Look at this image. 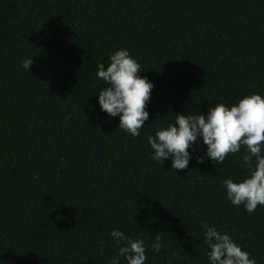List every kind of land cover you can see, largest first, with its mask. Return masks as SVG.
<instances>
[{"label":"trees","instance_id":"16d2710c","mask_svg":"<svg viewBox=\"0 0 264 264\" xmlns=\"http://www.w3.org/2000/svg\"><path fill=\"white\" fill-rule=\"evenodd\" d=\"M120 48L153 84L136 137L97 98V65ZM252 93L264 0H0V264H110L113 229L145 241V264H210L201 221L264 264V206L232 205L221 184L248 175L245 149L217 165L198 139L174 171L147 142L178 113Z\"/></svg>","mask_w":264,"mask_h":264},{"label":"clouds","instance_id":"9594fccd","mask_svg":"<svg viewBox=\"0 0 264 264\" xmlns=\"http://www.w3.org/2000/svg\"><path fill=\"white\" fill-rule=\"evenodd\" d=\"M32 63L31 57L24 59L23 69L29 72ZM141 71V64L128 49L120 48L110 54L107 66L98 64L96 72L106 84L97 95L100 108L109 116L119 117L118 129L133 137L140 135L148 120L146 107L153 88L146 77L139 75ZM198 139L207 146L208 159L217 165L229 154L245 149L242 161L248 175L237 182L225 178L221 184L232 205H243L250 214L258 206H264V96L244 95L232 105L217 102L206 114L178 113L174 123L147 136L152 159L159 166L170 159L174 171L187 168L191 159L189 149ZM196 160L203 163L204 157L197 156ZM200 223L203 241L210 249L207 253L210 264H257L231 234L218 231L207 222ZM110 235L119 245L110 264H121V258L126 264H145L147 245L143 239H133L119 229H113ZM153 241L151 248L159 253L163 247L161 233L156 234Z\"/></svg>","mask_w":264,"mask_h":264}]
</instances>
